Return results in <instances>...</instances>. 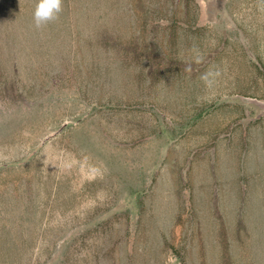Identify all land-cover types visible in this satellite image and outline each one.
<instances>
[{
  "label": "rangeland",
  "instance_id": "obj_1",
  "mask_svg": "<svg viewBox=\"0 0 264 264\" xmlns=\"http://www.w3.org/2000/svg\"><path fill=\"white\" fill-rule=\"evenodd\" d=\"M35 3L0 0V264H264L257 0Z\"/></svg>",
  "mask_w": 264,
  "mask_h": 264
},
{
  "label": "clouds",
  "instance_id": "obj_2",
  "mask_svg": "<svg viewBox=\"0 0 264 264\" xmlns=\"http://www.w3.org/2000/svg\"><path fill=\"white\" fill-rule=\"evenodd\" d=\"M260 11H264V0H257ZM63 0H36L32 12L33 25L36 29H43L48 24L53 23L59 19L63 10ZM192 54L196 63H201L204 59L203 54L197 47L192 48ZM185 71L191 72L192 65L187 64ZM221 75L220 69H209L200 76V80L204 83L205 87L211 88L215 84L217 78ZM7 159L6 156L0 154V161ZM170 259L174 257L170 256Z\"/></svg>",
  "mask_w": 264,
  "mask_h": 264
}]
</instances>
